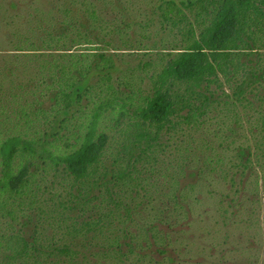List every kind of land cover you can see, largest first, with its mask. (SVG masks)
Listing matches in <instances>:
<instances>
[{
    "label": "trees",
    "instance_id": "16d2710c",
    "mask_svg": "<svg viewBox=\"0 0 264 264\" xmlns=\"http://www.w3.org/2000/svg\"><path fill=\"white\" fill-rule=\"evenodd\" d=\"M104 1L42 27L17 47L25 53L0 55V89L18 80L34 96L25 106L6 97L0 110V127L16 121L4 130L32 133L0 141V264H144L160 216L149 228L134 216L176 140L179 152L215 138L201 167L225 166L232 188L264 193V0H152L141 17L111 23L96 7ZM99 47L172 51L37 52ZM60 167L63 181L47 183Z\"/></svg>",
    "mask_w": 264,
    "mask_h": 264
},
{
    "label": "rangeland",
    "instance_id": "374dc122",
    "mask_svg": "<svg viewBox=\"0 0 264 264\" xmlns=\"http://www.w3.org/2000/svg\"><path fill=\"white\" fill-rule=\"evenodd\" d=\"M91 1L94 0H0V55L25 53L17 47L39 41L44 35L40 31L42 27L58 28L63 20L82 17V6ZM151 1L122 0L121 6L128 7L129 12L121 11L116 0L113 4L110 1L96 3V7L101 17L111 23L123 14L130 18L141 17L149 9ZM65 11H68V16ZM169 51L172 50L99 47L95 50L37 52L137 54ZM21 85L17 80V85L6 84L3 87L5 92L0 89V110L5 108L6 97L14 94H18L17 101L21 106H25V100L34 102L28 85L25 84V89H21ZM15 123L13 117L10 121L6 118V123L0 127V141L8 136L32 134L11 133ZM7 128L10 129L4 130ZM72 134L63 133L64 142ZM110 134L117 137V133ZM207 137L197 138L191 151H187L185 143L181 151H176L181 143L176 140L165 155L160 156L157 170L160 173L150 177L156 184L148 189L152 195L151 203L134 216V222L142 228L152 226L155 213L160 216L155 222L160 241L156 243L151 239L148 247H144L145 251L138 253L143 254L144 264H264V193L262 190L257 192L255 183L247 185V192L238 187L232 188L225 179V166L208 168L205 164L201 167L208 153L205 141L209 139L213 147L218 144L215 138ZM186 139L191 138L187 136ZM62 145L59 146L60 151H63ZM197 160L200 162H195ZM63 175L61 167L57 171L51 170L46 182L53 181L57 187L63 181ZM173 181L178 182L183 198L178 205H175L176 199L170 193ZM56 187L51 194L58 192ZM132 230L135 234L140 231L138 228Z\"/></svg>",
    "mask_w": 264,
    "mask_h": 264
}]
</instances>
